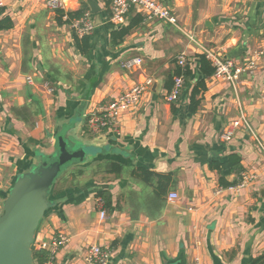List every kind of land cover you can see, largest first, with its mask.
Here are the masks:
<instances>
[{
    "label": "crops",
    "instance_id": "obj_1",
    "mask_svg": "<svg viewBox=\"0 0 264 264\" xmlns=\"http://www.w3.org/2000/svg\"><path fill=\"white\" fill-rule=\"evenodd\" d=\"M157 1L179 29L146 21L135 9L114 26L110 0H69L65 11L10 2L1 11L13 27L0 32V210L15 180L54 154L62 125L75 120L67 142L90 151L57 181L38 227L35 241L58 232L68 238L55 264H85L91 246L109 250L107 264H250L264 254V62L233 88L200 74L198 46L243 64L263 42L264 0ZM81 12L94 23L85 55L75 44L74 19L67 21ZM123 30L121 41L112 40ZM181 54L191 75L179 99L168 103ZM135 57L141 68L126 71L122 63ZM145 77L154 88L135 113L121 117L118 133L86 130L87 114ZM201 79L205 89L191 115L189 95ZM240 113L250 129L222 140ZM231 155L239 168L231 167ZM113 163L118 174L107 173ZM139 170L170 175L165 194L157 196L158 179L136 176ZM241 173L255 179L237 194H216L220 178L236 182ZM102 188L111 195L104 220L95 197ZM170 193L178 199L167 201Z\"/></svg>",
    "mask_w": 264,
    "mask_h": 264
},
{
    "label": "built area",
    "instance_id": "obj_2",
    "mask_svg": "<svg viewBox=\"0 0 264 264\" xmlns=\"http://www.w3.org/2000/svg\"><path fill=\"white\" fill-rule=\"evenodd\" d=\"M29 1L41 3L50 11H65L67 10L66 5L69 2V0H0V15L1 11L9 2L27 3ZM132 9L140 11L146 21L158 20L179 29L176 17H174V15L157 0H110L109 22L114 26L121 27L125 23V20ZM70 27L79 38L90 36L94 30V25L88 12L83 13L80 18L72 20ZM189 39L191 42H194L192 37H189ZM198 46L202 55L214 70L211 77L217 81L226 83L233 88L236 87L241 76L256 71L264 62V38L262 45L253 50L243 64H235L230 60H222L211 50L200 45ZM187 65L188 62L186 56L184 54L179 55L177 58V66L184 71ZM141 66L142 60L137 57L128 59L122 63V67L126 71L139 70ZM28 82H30V79H28ZM152 85V79L145 77L143 81L125 90L111 102L100 106L95 111L87 114L85 116L86 130L92 134H99L104 131L118 133L121 117L137 111L141 98L150 90ZM184 86L185 78L183 74L174 76L172 87L165 94V101L168 103H175L179 99ZM241 127L250 129L248 121L242 113H240L237 120L231 122L226 127V130L221 136L222 140H231L235 131ZM254 179L255 177L251 174L241 173L236 185L228 188L219 187L216 190V194L221 195L226 190L237 194L248 187ZM177 199L178 196L175 193H170L167 197V201L169 202H174ZM96 204L99 210L100 219L104 220L106 218L104 203L98 198ZM67 243L68 238L61 232H58L47 238L37 239L34 241V246L36 251H45L47 253V258L44 264H55V255L58 249L66 246ZM109 256L110 253L108 249L99 246H91L86 253L84 262L85 264H107ZM194 264H199V262L195 261Z\"/></svg>",
    "mask_w": 264,
    "mask_h": 264
},
{
    "label": "water",
    "instance_id": "obj_3",
    "mask_svg": "<svg viewBox=\"0 0 264 264\" xmlns=\"http://www.w3.org/2000/svg\"><path fill=\"white\" fill-rule=\"evenodd\" d=\"M74 125L75 120L62 125L54 135V154L42 156L40 164L20 175L8 191L0 210V264H33L35 237L52 207L49 200L55 184L90 155L86 147L69 146L67 134Z\"/></svg>",
    "mask_w": 264,
    "mask_h": 264
},
{
    "label": "trees",
    "instance_id": "obj_4",
    "mask_svg": "<svg viewBox=\"0 0 264 264\" xmlns=\"http://www.w3.org/2000/svg\"><path fill=\"white\" fill-rule=\"evenodd\" d=\"M83 13L81 12L80 14L73 15V16H71L69 14V16L67 17L68 18L67 21L69 22L70 20L75 19V18L78 19L81 17V15ZM12 27H13V23L9 18L4 17V18L0 19V32L9 30ZM127 33H128V31H124V30L119 32V34H118V32L117 33L115 32L112 35V40L121 41ZM74 38H75L74 40H75L76 47L79 50L80 54L85 55L87 52L89 36L79 38V39H77L75 36ZM199 61H200V65H199L200 74L203 77H210L214 72L213 68L210 66V63L205 59V57L203 55L199 57ZM182 74H183V76L185 78V82H186L188 80V78H190V75H191V72L189 70L188 65L184 71H182L178 67L177 70L175 71L174 76H178V75H182ZM171 87H172V84L168 88V91L171 89ZM204 89H205V86H204V80L203 79L197 81L194 84V86L190 92V95H189V104H188L189 114L193 115L196 113V111L199 107V104H200L199 95ZM228 159H229L231 167L239 168L238 167L239 159L237 156L231 155V156H229ZM210 167L212 169L219 170V166L217 163L210 164ZM120 170H121V167L119 165H116L113 163V164H110L108 166L107 173L118 174L120 172ZM134 174L136 176H144L147 181L154 180L155 178H157L158 184H157L156 190H155V193H157V196L164 195L166 190L169 187L168 185L171 182L170 175H158V174H154V173H147L143 170H139V171L135 172ZM219 182H220L219 187H221V188H228V187L236 185L238 183V181H236V182L234 181V182L229 183V182L225 181L224 178H220ZM95 197L99 198L103 201L104 208L106 211L110 210V208H111V195H110L108 188H102V189L98 190L95 194ZM46 258H47V253L45 251L34 250V252H33V264H44V262L46 261ZM250 264H264V254L259 256L256 259H253L250 262Z\"/></svg>",
    "mask_w": 264,
    "mask_h": 264
},
{
    "label": "rangeland",
    "instance_id": "obj_5",
    "mask_svg": "<svg viewBox=\"0 0 264 264\" xmlns=\"http://www.w3.org/2000/svg\"><path fill=\"white\" fill-rule=\"evenodd\" d=\"M9 4H10V2H9V3H7V5H6V6H8ZM28 6H30V7H31V6H33V7H34V6H39V5H37V4L33 3V2H30V3H28ZM56 187H57V186H55V188H54V189H56ZM54 189H53V190H54Z\"/></svg>",
    "mask_w": 264,
    "mask_h": 264
}]
</instances>
